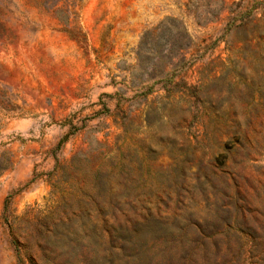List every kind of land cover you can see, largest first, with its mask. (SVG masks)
I'll use <instances>...</instances> for the list:
<instances>
[{
  "label": "rangeland",
  "instance_id": "1",
  "mask_svg": "<svg viewBox=\"0 0 264 264\" xmlns=\"http://www.w3.org/2000/svg\"><path fill=\"white\" fill-rule=\"evenodd\" d=\"M0 264H264V0H0Z\"/></svg>",
  "mask_w": 264,
  "mask_h": 264
},
{
  "label": "trees",
  "instance_id": "2",
  "mask_svg": "<svg viewBox=\"0 0 264 264\" xmlns=\"http://www.w3.org/2000/svg\"><path fill=\"white\" fill-rule=\"evenodd\" d=\"M164 22H165V21H164ZM164 22H162V23L160 24V26H163V24H165ZM183 31H184V33H185V35H184V34H183V35L186 36L187 34H186V30H184V27H183ZM5 169H6V168H3L2 171L5 170Z\"/></svg>",
  "mask_w": 264,
  "mask_h": 264
}]
</instances>
